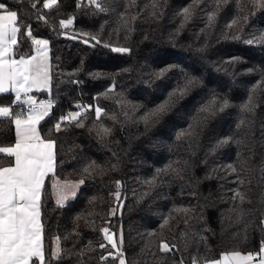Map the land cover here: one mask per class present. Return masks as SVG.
Masks as SVG:
<instances>
[{"label": "trees", "instance_id": "trees-1", "mask_svg": "<svg viewBox=\"0 0 264 264\" xmlns=\"http://www.w3.org/2000/svg\"><path fill=\"white\" fill-rule=\"evenodd\" d=\"M43 1L0 3L17 11L26 26L18 34L16 56L32 53V38L49 42L50 88L37 92L56 100L39 124L41 136L55 141V171L45 179L40 204L46 264H118L108 255L115 253L101 231L105 227L121 233L126 264H192L193 257L202 264L229 251L260 250L264 8L252 0H158L155 8L153 0H99L101 8L58 0L44 9ZM185 8L191 11L187 21ZM69 17L73 24L61 26ZM27 26L32 38L24 35ZM114 47L131 51L115 53ZM233 58L238 62L230 63ZM161 70L166 71L157 77ZM190 77L202 84L159 122L146 125L143 117ZM214 95L226 96L230 106L197 127ZM250 97L254 113L243 110ZM11 101L9 92L0 93V103ZM97 107L103 109L100 117ZM72 112L81 113L79 123L63 122L56 131L60 115ZM102 128L111 131L104 135ZM193 129L199 134L182 135ZM228 137L229 143L216 147ZM14 141L11 118H0V146ZM13 160L0 155V165ZM57 179L83 183L57 204ZM57 237L58 258L51 255ZM162 243L175 247L164 252Z\"/></svg>", "mask_w": 264, "mask_h": 264}, {"label": "snow or ice", "instance_id": "snow-or-ice-1", "mask_svg": "<svg viewBox=\"0 0 264 264\" xmlns=\"http://www.w3.org/2000/svg\"><path fill=\"white\" fill-rule=\"evenodd\" d=\"M254 4H258L260 8H264V0H252ZM58 0H44L43 8L51 9L57 6ZM97 8H101L99 0H90ZM158 4V0H153V7ZM33 8L35 4L31 5ZM185 21L191 18L189 8L183 10ZM216 13L209 15V24L215 20ZM37 19H44L39 16ZM72 20H61L60 24L67 28ZM18 20V12L9 10L4 3H0V93H6L11 90L15 93V102L21 101V94L26 99L23 103L27 104L28 110L14 112L11 106H0V118H11V122L15 125V143L12 146H0V155L6 154L7 157L14 158L11 166L0 167V264H46V257L43 247L42 232L43 224L41 222V196L45 188V179L49 173L54 174L55 160V141L45 139L41 136L37 126L45 117L49 116L52 108V102L40 101L28 95L32 89L48 88L50 84L49 63H48V44L44 39L32 38L30 26L24 35L32 38L31 43L35 45L36 55L25 58L21 55L19 59L12 58L14 48L18 46V34L25 28ZM183 27V25H181ZM231 27V25H230ZM87 35V34H85ZM95 40V37H91ZM88 43L87 40L84 41ZM100 42L97 41V44ZM108 47V45H104ZM111 51L115 53H130V49L124 47H114ZM239 58H233L230 63L238 62ZM166 70H161L156 75L163 76ZM249 71H253L250 69ZM98 75V74H97ZM202 81L198 77H190L185 79L183 85H178L176 89L169 93L168 97L156 108L152 109L143 117L146 125L159 122L167 115L192 89L200 86ZM230 106V101L226 96L216 97L214 95L211 103L202 108L201 112L207 115L201 121L197 122V127L206 123L207 118L214 116L217 112H222ZM133 106V110H135ZM243 110L254 113L255 104L252 98L243 106ZM103 109L97 107L95 113L100 117ZM81 116L80 112H72L61 116L60 120L54 125L56 131L61 130V123L76 121ZM115 119V117H113ZM244 121H241L243 124ZM111 129L102 128L101 132L108 135ZM199 133L193 129L192 131L182 134L188 136H196ZM180 137H178L179 139ZM230 137L218 141L216 147H222L229 143ZM239 143V142H238ZM92 166L84 168V172H89ZM233 172L236 171L234 166L229 165ZM158 174L161 171L157 170ZM83 183V180L79 182ZM119 186V181L116 182ZM151 183V182H150ZM54 194L57 197V204L63 202L76 194L77 184L68 181L61 182L56 180L52 185ZM119 199L120 192L114 194ZM237 196L241 201L245 199L242 193L237 192ZM177 213L185 212L188 209L177 208ZM113 214L115 211L113 210ZM172 217L166 218L161 224L164 228L169 224ZM101 231L105 240L116 249L115 254L109 252V256L115 255L119 260V264H126V260L121 251L120 245L123 242L122 235L117 238L115 233H111L110 229L105 227ZM155 233H149L154 235ZM57 247L51 253L53 257L60 256L59 238L56 239ZM100 248H105V244H100ZM175 245L171 247L167 243L161 244V250L164 252L171 251ZM264 241L261 242L260 253L255 256L252 253L246 255L240 252L223 253L217 260L205 261V264H255L256 258L260 257L258 264H264ZM107 259V257H101ZM183 264V260L180 261ZM192 264H199L196 257L192 258Z\"/></svg>", "mask_w": 264, "mask_h": 264}, {"label": "crops", "instance_id": "crops-1", "mask_svg": "<svg viewBox=\"0 0 264 264\" xmlns=\"http://www.w3.org/2000/svg\"><path fill=\"white\" fill-rule=\"evenodd\" d=\"M36 39H40V38H36ZM34 55H36V52H35V45L33 46V51H32V53H30V54H28V55H23V56H25V58H29L30 56H34ZM19 57L20 56H16V55H14L12 58H14V59H19ZM48 63H49V76H50V60H49V48H48ZM50 88V84H49V87L48 88H41V89H32V91L31 92H39L40 90H45V89H49ZM9 93H10V95H12V100H14L15 101V93L14 92H12L11 90H9ZM24 99H26V97L23 95V94H21V102L22 101H24ZM0 106H11V104L10 103H0ZM26 113V112H25ZM37 128H38V131L40 132V130H39V125L37 126ZM14 133H15V125H14ZM45 139H49V138H45ZM50 140H53V139H50ZM54 141V140H53ZM14 143H15V141L12 143V144H10V145H6V146H12V145H14ZM54 152H55V148H54ZM14 161V160H13ZM8 166H11V164H9V165H0V167H8ZM54 171H55V160H54ZM49 174H53V173H49ZM40 212H41V210H40ZM42 240H43V232H42ZM43 247H44V245H43ZM261 249V248H260ZM232 252H240L241 254H244V255H246V254H248V253H243V252H241V251H229V252H226V253H232ZM252 254L255 256V254L252 252ZM262 256H264V254H261ZM221 257V255L218 257V258H215V259H212V260H217V259H219ZM259 259H260V257H257L256 258V261H255V264H258V261H259ZM209 261H211V260H209ZM202 264H205V262L204 263H202Z\"/></svg>", "mask_w": 264, "mask_h": 264}, {"label": "built area", "instance_id": "built-area-1", "mask_svg": "<svg viewBox=\"0 0 264 264\" xmlns=\"http://www.w3.org/2000/svg\"><path fill=\"white\" fill-rule=\"evenodd\" d=\"M82 1H90V0H82ZM43 3H44V1H43ZM69 19L72 20V23L70 24V25H72L73 24V21H74L73 20V17H69V18L63 19V20H69ZM28 95L33 96L36 99L37 103H39L40 101H49L50 100L52 102V105H53L52 108L50 109V111H52V109L56 105V100L49 93L48 94H39L37 92L36 93L35 92L34 93L33 92H30ZM10 104H11V107L13 109H16L18 112H20V111L27 112L28 107H29L27 104H24L23 101L22 102L21 101L15 102L14 100H12L10 102ZM83 110H84V108H82V111ZM61 116H64V115L61 114L60 117ZM253 253L256 255V254L260 253V250H255Z\"/></svg>", "mask_w": 264, "mask_h": 264}, {"label": "rangeland", "instance_id": "rangeland-1", "mask_svg": "<svg viewBox=\"0 0 264 264\" xmlns=\"http://www.w3.org/2000/svg\"><path fill=\"white\" fill-rule=\"evenodd\" d=\"M40 39H44V40H47V39H45V38H40ZM34 46V45H33ZM48 48H49V46H48ZM45 90H49V89H45ZM57 180H59V179H57ZM59 181H61L62 183L63 182H65L64 180H59ZM68 182H70V183H73V184H77L78 186H79V180H70V181H68ZM77 189H78V187L76 188V191H77ZM55 195V194H54ZM55 198H56V201H57V197H56V195H55ZM117 238H119L120 236H121V233L119 232L117 235ZM116 252V249H114V253ZM118 264H119V260H118Z\"/></svg>", "mask_w": 264, "mask_h": 264}]
</instances>
